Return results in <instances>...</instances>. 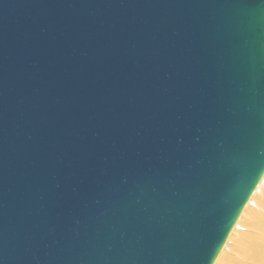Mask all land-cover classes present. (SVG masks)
Listing matches in <instances>:
<instances>
[{
	"label": "water",
	"instance_id": "obj_1",
	"mask_svg": "<svg viewBox=\"0 0 264 264\" xmlns=\"http://www.w3.org/2000/svg\"><path fill=\"white\" fill-rule=\"evenodd\" d=\"M264 177V0H0V264H215Z\"/></svg>",
	"mask_w": 264,
	"mask_h": 264
},
{
	"label": "bare ground",
	"instance_id": "obj_2",
	"mask_svg": "<svg viewBox=\"0 0 264 264\" xmlns=\"http://www.w3.org/2000/svg\"><path fill=\"white\" fill-rule=\"evenodd\" d=\"M215 264H264V177Z\"/></svg>",
	"mask_w": 264,
	"mask_h": 264
}]
</instances>
